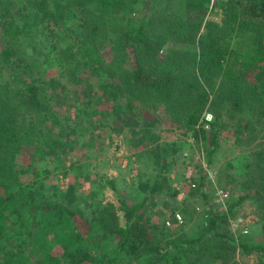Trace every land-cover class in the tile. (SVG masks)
<instances>
[{
	"label": "trees",
	"instance_id": "16d2710c",
	"mask_svg": "<svg viewBox=\"0 0 264 264\" xmlns=\"http://www.w3.org/2000/svg\"><path fill=\"white\" fill-rule=\"evenodd\" d=\"M210 5L211 0H0V264H227L235 249L264 252L262 245L224 232L220 224L229 218L222 211L208 209L203 234L158 246L138 216L146 201L130 205L120 197L119 209L97 202L87 213L41 199L34 183L21 180L36 164L58 157L64 142L54 135L56 128L77 124L62 113L81 101L68 91V77L85 85L100 79L115 117L127 98L130 110L137 100L154 112L174 114L186 131L200 127L208 109L216 117L226 111L234 121L247 114L245 127L254 132L252 120H264V79H251L264 73V0H228L221 23L206 21ZM240 19L247 21L240 37L249 45L245 53L231 47ZM105 52L113 54L109 63ZM42 56L43 66H36ZM200 131L211 164L220 129ZM259 157L264 179V153ZM28 159V165L21 163ZM148 189L146 198L162 185Z\"/></svg>",
	"mask_w": 264,
	"mask_h": 264
},
{
	"label": "rangeland",
	"instance_id": "374dc122",
	"mask_svg": "<svg viewBox=\"0 0 264 264\" xmlns=\"http://www.w3.org/2000/svg\"><path fill=\"white\" fill-rule=\"evenodd\" d=\"M227 1L211 0L206 21L221 23L222 5ZM242 20L238 22V33L234 34L231 47L245 53L249 45L240 37L247 21ZM203 32L204 27L201 34ZM0 48H3L1 36ZM23 49L25 47L18 49V53ZM47 52L49 49L44 53ZM112 56L105 52L107 63ZM44 59L40 57L36 66H43ZM130 66L135 69L134 63ZM251 79H264V73L257 72ZM69 82L68 77L65 83L68 91L73 92L71 96L80 95L81 101L67 106L62 113L67 111L77 124L54 131L64 142V148L58 152L59 159L55 156V159L51 157L36 164L34 170L24 173L21 179L25 185L34 183L33 190L41 199H53L87 213L97 202L103 206L113 203L119 209L120 197L130 205L146 201L138 216L158 237V246L167 242L178 245L185 238L203 234L208 227V209L226 213V207L234 220L223 221L220 228L228 235L240 236L241 241L249 245L264 248V210L261 208L264 179L259 157L264 153V120H252L254 132H251L245 127L249 115H241L234 121L226 111L216 117L206 109L200 117V127L197 125L195 131H186L169 112H154L137 100L130 110L127 98L119 103V114L115 117L113 103L105 101L99 89L100 79L91 80L87 85ZM86 98L90 109L83 103ZM79 109L83 110L78 117ZM206 114L212 116L211 122L206 121ZM65 117L66 114L59 116L60 121ZM213 126L218 127L220 133L216 138L218 148L209 164L210 145L200 130L210 131ZM250 138H255V142L249 141ZM165 159L170 165L161 175ZM29 162L30 159L21 163L28 165ZM153 183L162 185V190L146 198L148 185ZM223 190L230 192L228 201L220 195ZM243 194L247 199L235 203ZM119 216L123 224L121 212ZM79 224L83 225V221ZM241 249L230 254L227 264H264V252L247 254Z\"/></svg>",
	"mask_w": 264,
	"mask_h": 264
},
{
	"label": "built area",
	"instance_id": "2783aa9c",
	"mask_svg": "<svg viewBox=\"0 0 264 264\" xmlns=\"http://www.w3.org/2000/svg\"><path fill=\"white\" fill-rule=\"evenodd\" d=\"M212 1H215V0H212ZM205 119H206V121L207 122H211L212 120V116L210 115V114H206L205 115ZM205 121H202L201 123H204ZM203 127H204V125H203ZM208 127H209V125H208ZM205 128V127H204ZM221 195V197H223V198H225L226 199V201H228L229 199H230V192L229 193H227V191H225V190H223L222 191V193L220 194ZM219 195V196H220ZM225 206V205H224ZM225 211H226V215H227V218H229V221H231V219H233L232 217H231V215H230V213H229V211H228V209L225 207ZM234 220V219H233ZM239 250V249H238Z\"/></svg>",
	"mask_w": 264,
	"mask_h": 264
}]
</instances>
